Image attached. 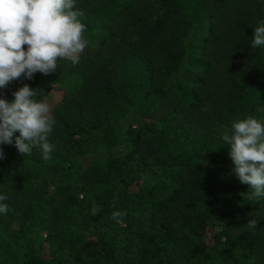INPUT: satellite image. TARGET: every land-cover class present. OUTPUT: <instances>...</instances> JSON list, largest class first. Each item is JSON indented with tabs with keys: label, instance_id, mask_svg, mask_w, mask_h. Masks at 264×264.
Wrapping results in <instances>:
<instances>
[{
	"label": "trees",
	"instance_id": "trees-1",
	"mask_svg": "<svg viewBox=\"0 0 264 264\" xmlns=\"http://www.w3.org/2000/svg\"><path fill=\"white\" fill-rule=\"evenodd\" d=\"M75 8L88 42L79 62L58 59L54 72L0 89L9 102L25 84L37 101L52 98L55 121L48 160L39 147L24 156L0 144V194L11 209L0 214V264H264V197L247 198L222 140L240 119L264 122V46L251 47L264 0ZM200 26L191 75L173 82ZM155 166L157 179L142 183L139 173Z\"/></svg>",
	"mask_w": 264,
	"mask_h": 264
},
{
	"label": "clouds",
	"instance_id": "clouds-1",
	"mask_svg": "<svg viewBox=\"0 0 264 264\" xmlns=\"http://www.w3.org/2000/svg\"><path fill=\"white\" fill-rule=\"evenodd\" d=\"M82 16L75 0H0V89L21 75L31 80L37 72H54L58 59L77 64L88 43L83 38L86 26ZM261 46L264 22L254 29L251 42L253 48ZM12 95L11 102L0 98V144L13 145L24 156L39 147L42 158L50 159L54 146L49 136L55 121L49 104L37 101L35 89L27 84ZM222 140L234 165L231 171L251 189L247 198L255 201L264 197V122L254 116L240 119L231 125V134L225 130ZM7 199L6 194H0V214L11 210ZM124 215L117 211L111 218L122 223L118 218ZM256 224L252 219L247 226L255 229Z\"/></svg>",
	"mask_w": 264,
	"mask_h": 264
},
{
	"label": "rangeland",
	"instance_id": "rangeland-1",
	"mask_svg": "<svg viewBox=\"0 0 264 264\" xmlns=\"http://www.w3.org/2000/svg\"><path fill=\"white\" fill-rule=\"evenodd\" d=\"M202 25L204 26L205 24H202ZM204 34H205V29L202 26L193 29V31L191 33V37H190L189 42H188L187 54H186V59H185L184 65L181 68V70L174 76L173 82H179V81L181 82V81L190 77L191 67H193V60H194V57L196 55V52L199 49V45L202 42V37ZM136 88H137L136 91H137L138 97L140 99V102L144 103V99L141 97L145 91L144 86H140V88H138V86H136ZM255 99H256L257 103H259L261 100V97L256 96ZM48 103H52V98L48 99ZM255 116L258 117V114H255ZM213 147H215L216 149H219V146H212V148ZM125 151H126V146H125V143L122 141L119 142L117 145H115L112 148V152H114L115 154H118V155L124 154ZM213 166H215V165L211 162L210 167L208 168V171H209L208 175L210 174L211 180L217 179V175L215 174V172L213 170ZM159 172H160L159 167L155 166V167H151V168H148V169L140 172L138 177L142 183L151 184L154 182L155 179H157V175L159 174ZM93 209L96 210L97 206L94 205ZM215 228L217 230H220L223 228V226L221 223L215 221Z\"/></svg>",
	"mask_w": 264,
	"mask_h": 264
}]
</instances>
